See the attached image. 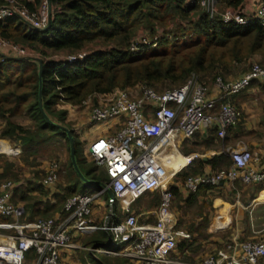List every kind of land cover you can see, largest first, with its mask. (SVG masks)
Segmentation results:
<instances>
[{"label":"trees","instance_id":"trees-1","mask_svg":"<svg viewBox=\"0 0 264 264\" xmlns=\"http://www.w3.org/2000/svg\"><path fill=\"white\" fill-rule=\"evenodd\" d=\"M42 1L25 0V4L29 9L36 10ZM246 1L219 0L218 9L221 12L229 8L243 12ZM50 3L52 24L48 29L34 30L16 15L0 21L1 39L35 53L32 57L19 60V57L11 53L0 51V122L3 124L0 138L12 139L22 148L18 156L0 154V184L4 181L15 184L12 201L14 204L24 203L28 218L32 221L66 215L67 200L84 193L88 186H94L85 184L76 173L67 133L49 124L40 110L38 60L43 62L42 101L45 113L55 124L71 130L75 138L77 162L85 177L105 183L108 178L99 181L95 177L98 168L94 162H87L83 148L84 132L77 134L67 120L68 111L59 108V105L66 103L79 107L89 98L137 86L151 87L158 91L173 90L183 86L193 74L198 75L201 82L210 88L219 77L227 78L233 65L245 64L255 56L264 59L262 25L254 22L247 25L224 23L220 16L211 18L198 1L50 0ZM3 4L0 0V6ZM157 27L162 29V34L156 42L146 45L144 40H139L140 31L148 30L153 35L157 32ZM132 45H136L137 51L132 50ZM78 53H85V59L65 66L55 58L59 54ZM257 83L260 84L261 81L254 80L249 86ZM22 118L30 121V125L21 124L19 119ZM60 139L67 142L69 152L65 183L48 185L45 182L48 168L36 169L41 166L38 163L41 160L38 148ZM192 162L186 169L178 172L170 184L173 193L172 209L175 212L176 207L183 211L185 207L198 204L197 216L202 219L206 229L211 213L216 208V204L213 205L212 200L209 204L207 198L218 186L203 185L193 192L184 189V184L191 176L206 175L228 168L231 161L226 154L220 153L210 159L200 158ZM21 163L24 166H20ZM207 168L211 172L208 173ZM25 172L32 176L26 183L22 182ZM102 175L106 176L104 171ZM235 185L249 188L243 191L244 194L248 193V198L245 199L247 203L264 192V181L256 184L237 182ZM228 188L233 195L240 193L231 186ZM145 196L151 199L146 211L157 210L161 201L160 192H150L140 199ZM140 199L137 201L138 205ZM106 204L110 210L108 195ZM206 205L210 212H206ZM140 208H137L134 215L141 213ZM113 211L115 217L119 218L122 209L117 200L113 204ZM129 214L133 213L129 212L126 216ZM176 217L177 228L189 233L192 239L178 240L175 257L191 262L203 259L204 257L195 258L193 254L197 250L195 247L200 245L195 236L200 228L193 222L184 229L181 227L182 219H178L177 214ZM153 221L150 217L149 222ZM107 237L106 234V239ZM219 247L208 255L224 248ZM186 251L191 253L185 255ZM93 261L95 264H129L123 258L114 260V263L104 257L93 258Z\"/></svg>","mask_w":264,"mask_h":264},{"label":"built area","instance_id":"built-area-1","mask_svg":"<svg viewBox=\"0 0 264 264\" xmlns=\"http://www.w3.org/2000/svg\"><path fill=\"white\" fill-rule=\"evenodd\" d=\"M1 1L4 4L0 6V21L16 15L32 29L43 30L52 20L50 0L42 1L36 10L29 9L25 0ZM187 1H198L211 18L220 16L224 23L247 25L254 22L264 27V0H257V4L245 2L243 12L231 8L219 11V0ZM144 43L149 44L146 40ZM132 50L137 51L136 45H132ZM0 51L19 58L35 54L1 38ZM85 57V53L55 56L63 66L82 61ZM254 80L264 82V66L253 64L246 74L235 81L227 82L219 77L216 86L222 95L218 97L209 93L196 74L183 86L162 93L151 87L137 86L96 96L98 104L89 113L92 122L123 118L120 129L93 139L86 153L96 167L104 171L108 181L95 194L85 193L69 198L65 204L66 215L36 221L29 220L22 204L12 201L15 184L11 181L0 184V264H61L62 252L74 249L124 258L139 264H264L263 241H239L236 238L226 247L196 262L175 257L178 240H190L191 235L177 228L170 183L178 172L167 178L163 159L178 140H190L205 127H216L219 137L225 138L229 128L241 118V112L224 98L244 90ZM136 92H141L142 96L137 97ZM90 99L83 105L90 103ZM21 151L20 148L0 145V154L18 156ZM227 152L230 167L191 176L184 187L196 192L203 185L256 184L264 181V162L261 163L258 155L249 149L228 148ZM190 156L185 167L197 154ZM60 172L58 164L52 163L45 182L56 184ZM108 189L115 198H109L111 209L107 221L101 226L94 225L90 219L92 207ZM155 191L161 194L160 206L148 214L147 220L142 222L137 215L129 214L123 220L115 221L113 204L116 200L122 211L129 213L136 200ZM125 199L127 202L123 203ZM150 217L153 222H149ZM218 229L222 230L221 227ZM98 231L108 235L105 245L82 248L74 243L77 234L88 235Z\"/></svg>","mask_w":264,"mask_h":264},{"label":"rangeland","instance_id":"rangeland-1","mask_svg":"<svg viewBox=\"0 0 264 264\" xmlns=\"http://www.w3.org/2000/svg\"><path fill=\"white\" fill-rule=\"evenodd\" d=\"M44 1V0H43ZM249 4L254 3L257 4V0H248ZM248 4V3H247ZM161 27V26H160ZM162 29L157 27V32L155 34L151 35L148 30H142L138 34L139 40H146L148 41L149 44L151 42H156L155 38H160ZM66 54H64L65 56ZM63 57V54L57 55V57ZM264 59L261 58V56H255L253 59L248 61L245 64H235L231 67L230 72L227 74V78L222 77L225 81H235L238 80L239 77L244 71L248 70L251 68L253 64H260L264 66ZM237 78V79H236ZM205 85V84H204ZM206 86V85H205ZM207 87V86H206ZM157 92H165V91H158ZM136 96L140 97L142 96L141 92H136ZM98 102V99L95 97L90 99V103L79 106L77 108L71 107L70 104L62 103L59 105V108L62 109V107L67 109L69 116V122L72 125V128L75 129L77 134H81V129L78 128V120L79 122L85 121L87 119V123L82 126L83 129V142H84V153L86 155L87 150H88V145L89 143L93 140L91 138L93 137H102L99 135L101 131L105 130H110L114 127H116L117 122H121L123 118L121 119H116V120H109L107 122H92L89 120V117L87 118L88 114L90 113L91 109L97 105L96 102ZM86 117V118H85ZM19 122L21 124H24L26 126L30 125V121H28L25 118L19 119ZM86 122V121H85ZM80 126L82 125L81 123L79 124ZM79 129V131H78ZM95 139V138H94ZM197 139H191L189 141H181L178 140L176 144V147L178 151L185 156H190L193 155V153H197L200 156L204 155L203 152H205V148L202 143H197ZM0 145H8V144H2ZM39 151V157H41V160L38 162L41 164V166H37L36 169L38 170H43L44 168H48L49 165L52 163L58 164L60 168V177L58 181V185H62L65 183V174L69 166V152L67 148V142L64 139H60L57 141L50 142L48 144H43L38 148ZM186 151H192L191 153H187ZM7 155V154H5ZM9 156V155H8ZM172 150H169V153L166 154L165 156V164L164 170H165V175L168 177L171 175L176 169L181 165L179 161H176L172 157ZM201 156V157H202ZM204 157V156H203ZM200 158V157H199ZM196 157V159H199ZM87 162L89 164H92L93 161L87 157ZM20 166H24L23 163H21ZM85 170L87 168L85 167ZM23 180L22 182H27L28 178H31L32 176L29 175V172H25L23 174ZM95 177L99 178L101 180H107L106 176L102 175V170L98 169L97 173L95 174ZM7 182V181H4ZM3 182V183H4ZM83 187V186H82ZM99 186L94 185V186H88L86 188V191L82 194L85 193H90V194H95L99 190ZM234 190H238L240 193L239 195H233L231 194H224L225 199L227 200V203L230 204L231 206H226L230 207L228 211V217H229V223L227 224L228 228L224 232H219V233H209L208 229L206 230L204 228V225L202 223V219L199 218L198 215V210H199V205L195 204L192 206L185 207L183 211L177 210L176 207H174V210L178 216V219H182V224L181 227L184 229H187L190 223H195L196 227L200 228L198 233H195L196 237L199 240H202L203 243H199L200 245L195 247L197 250L195 251V258H202L205 257L208 253H210L214 248L218 247L220 245V242L228 240L231 236H236L241 238L242 240H247V241H263L264 242V192L261 194H257V198H253L249 203L245 202V199L248 198V193H243V191L248 190L249 188L247 187H241L234 185L231 186ZM85 189V188H81ZM261 195V196H260ZM221 196L220 191L216 190L212 193L209 194L207 201L210 204L212 200V204L214 205V201L216 197ZM246 196V197H245ZM260 196V197H259ZM224 199V200H225ZM202 201V199H200ZM151 199L148 196H145L142 198V200L136 205L133 206V208L130 209V212L135 214L137 208L140 206L141 209L146 208ZM127 199L123 201V203H126ZM107 193L104 194L103 196H100L96 203L93 205V214L90 216V219L92 220L91 223L97 226H101L107 221V216L110 212L109 209H107ZM24 206V203H21ZM176 204V203H175ZM174 204V205H175ZM199 204L200 201H199ZM206 212H210V208L208 205H206ZM223 207V206H222ZM225 207V205H224ZM227 209V208H226ZM218 209H214L211 213V218L210 221L213 223L217 217V213L215 211ZM126 212L121 211L119 218L115 217V221L119 222L124 219L126 216ZM210 223V225H211ZM205 235V236H204ZM199 236V237H198ZM207 236V237H206ZM197 239V240H198ZM108 237L106 239V233L102 231H98L93 234H88V235H82V234H77L74 237V243L81 246L82 248H92L94 246H102L105 245L107 242ZM198 242V241H197ZM218 242V243H216ZM84 260L83 264L90 263L93 264V256L91 252L86 251L84 249H78L77 252ZM206 253V254H205Z\"/></svg>","mask_w":264,"mask_h":264},{"label":"crops","instance_id":"crops-1","mask_svg":"<svg viewBox=\"0 0 264 264\" xmlns=\"http://www.w3.org/2000/svg\"><path fill=\"white\" fill-rule=\"evenodd\" d=\"M247 2H248V0L246 1V3ZM237 78H241V77L239 76ZM208 89H209V93L212 96L218 97V96L222 95L221 90L216 86V83L214 84L213 87H210ZM224 99L226 101H230L232 104H234L239 109V111L241 112V116H242L241 120L238 121V123L235 124L230 129V131L227 132V135L225 138L219 137L217 128L213 127V126L205 127L202 130H200L192 138V140L197 139V141H199L200 143L203 144V146L205 148V152H203L204 157L202 155H201L202 156L201 157L197 153H193V154H197L198 158L200 157V158L210 159L213 156H215L216 154H220V153H224L229 157V154L227 152L228 148H230L231 150L249 149L251 152L258 155V157L261 160V163L264 162V82H261L260 84H258V83L254 84L252 86L248 85L247 88H245L244 90H242V91H240L234 95L225 97ZM70 106L75 107L72 105H70ZM75 108H77V107H75ZM62 109H65V108L62 107ZM69 116H70V114H68V118H67L68 121H70ZM88 117L90 120V114H88L87 118ZM85 121L79 122V120H78V122H77L78 128L81 129L82 131H83L82 126H83V124L85 125L87 123V119ZM80 123L82 124L81 126L79 125ZM2 125H3L2 122H0V128ZM120 128H121V122L120 123L117 122L116 127L112 128L110 130L101 131V133H99V135L107 136L108 134H110V133H112V132H114ZM79 129H78V131H79ZM94 138H96V137H94ZM94 138L92 137L91 140ZM181 141L187 142L189 140H181ZM199 142H197V143H199ZM0 143L8 144L6 146H10L11 148H20L22 150L21 146L17 142H15L9 138H0ZM171 150H172L173 159L176 161H179L181 163V165L176 169V171H174L168 177H171L172 175H174L176 172H179L180 170L186 169L190 164L186 167H185V164L188 161V159L191 157V156L182 155L178 151L176 146ZM194 160H197V159L195 158ZM192 163L193 162H191V164ZM183 167H185V168H183ZM258 167H260V166H258ZM206 171L209 173V172H211V169L207 168ZM173 180H174V178H173ZM173 180L171 181V183L173 182ZM235 184L236 183H234V184H221L218 186L217 190L220 191L221 196L216 197L215 201H214V203L216 204L215 209H218L215 211V213H217V217L213 223H211V221H210L211 225L209 223L208 227L206 228V230L209 228L208 229L209 233H219V232H224L227 230V228H228L227 224L229 223V217H228L229 209L227 207V209H228L227 210L226 206H231V205L227 203V200L224 198L225 197L224 194H230V192L228 191V189H229L228 187L234 186ZM184 189H186V188L184 187ZM237 195H239V193H237ZM255 198H257V200H258L257 195L255 196ZM137 201L138 200H136L131 205L130 209L134 205L137 204ZM224 205H225V207H224ZM140 210H141V213L138 214L137 216L140 218V220H143V221L147 220L148 214L150 212H147L146 208H144V209L140 208ZM218 227H221L222 230H219ZM235 238L238 239L239 241H247V240H242L241 238L236 237V236L235 237L231 236L230 238H228V240L220 242L219 246L226 247ZM199 243L202 244L203 241L198 239L197 244H199ZM221 247H219V248H221ZM214 250L216 251L217 248H214ZM77 252H78V249L63 251L61 254V264H83V261L85 260V258L83 260V258ZM188 253H191V251H186V253H184V254L187 255ZM185 255H183V256H185ZM92 256L96 259H97V257H104L105 259H108V261L111 260L112 262L116 259H120L118 257H109V256H105L103 254H92ZM207 256H209V255L207 254ZM207 256H205L204 258H206ZM84 264H86V263H84ZM88 264H90V263H88ZM93 264H95V263H93ZM129 264H139V263L134 262V261H129Z\"/></svg>","mask_w":264,"mask_h":264},{"label":"water","instance_id":"water-1","mask_svg":"<svg viewBox=\"0 0 264 264\" xmlns=\"http://www.w3.org/2000/svg\"><path fill=\"white\" fill-rule=\"evenodd\" d=\"M52 24V20H50V23L47 27L50 28ZM19 60H25V58H17ZM39 64H40V71H39V76H40V92H39V106H40V110L42 111L45 120L51 124V125H55L58 128H60L61 130L65 131L68 135V138L70 140V145H71V159H72V164L73 167L76 171V173L78 174V176L81 178V180L85 183V184H93V185H97L99 187H102L104 185V183L102 182H98V181H91L89 179H87L85 177V175L82 173V171L80 170V167L78 165L77 162V158H76V150H75V138L73 136V134L71 133V130L65 126L59 125V124H55L50 117L45 113L44 107H43V101H42V90H43V82H42V75H43V62L41 60H38ZM107 195L109 196V198L114 199L115 196L113 194V192L108 189L107 190Z\"/></svg>","mask_w":264,"mask_h":264},{"label":"bare ground","instance_id":"bare-ground-1","mask_svg":"<svg viewBox=\"0 0 264 264\" xmlns=\"http://www.w3.org/2000/svg\"><path fill=\"white\" fill-rule=\"evenodd\" d=\"M175 146L174 145H172L171 147H170V149H173ZM163 159H165V158H163ZM165 161V160H164ZM227 208V207H226ZM228 209H230V207H228ZM227 209V210H228Z\"/></svg>","mask_w":264,"mask_h":264},{"label":"flooded vegetation","instance_id":"flooded-vegetation-1","mask_svg":"<svg viewBox=\"0 0 264 264\" xmlns=\"http://www.w3.org/2000/svg\"><path fill=\"white\" fill-rule=\"evenodd\" d=\"M111 209V208H110Z\"/></svg>","mask_w":264,"mask_h":264}]
</instances>
